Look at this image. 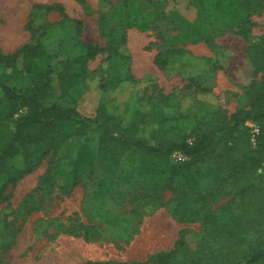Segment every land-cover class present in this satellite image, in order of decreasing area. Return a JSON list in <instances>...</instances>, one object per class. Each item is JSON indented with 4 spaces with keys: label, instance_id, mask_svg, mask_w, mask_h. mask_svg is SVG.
Here are the masks:
<instances>
[{
    "label": "rangeland",
    "instance_id": "rangeland-1",
    "mask_svg": "<svg viewBox=\"0 0 264 264\" xmlns=\"http://www.w3.org/2000/svg\"><path fill=\"white\" fill-rule=\"evenodd\" d=\"M47 5L54 7L47 10ZM108 6L106 0H0V49L13 53L26 43L39 41L53 57L58 102L66 105L71 98L83 114L92 117L100 118L105 110L123 125L136 116L139 133L145 137L162 116L189 132L191 121L202 109H220L230 115L248 107V86L264 80L249 55V48L258 45L264 35V8L252 14L247 35L228 28L224 21L218 23L214 39L221 52L216 55L204 41L193 42L176 27L178 19L169 11L177 10L180 18L194 20L197 8L189 0H174L165 7L170 17L160 23L161 29L156 19L147 29L128 28L127 40L119 47L122 62H109L105 53L99 52L86 64L75 90L67 86L73 94H65L67 89L63 90L59 77L66 71L65 62L82 53V43L106 46L101 14L110 19L109 24L124 18L120 6ZM153 10L149 8L147 15L152 16ZM75 19L83 21L80 30ZM173 46L184 50L180 56L184 62L160 68L156 55ZM78 68L79 63L73 71ZM126 74L133 80L116 83L117 76ZM99 132L90 129L84 136L67 140L30 174L9 185L8 197L0 201V264H85L89 260L157 264L152 256L174 249L181 235L190 242L199 240L201 220L189 212L184 218L174 215L175 197L180 194L197 208L218 186L217 178L228 173H215L211 162L200 163L192 168L194 179L178 178L171 188L169 164L187 159L185 156L175 152L169 159H161L131 150L121 156L104 184L99 183L102 174L97 169L84 174L82 182L72 188L67 174L69 158L81 143L96 151ZM21 161L18 156L12 167ZM48 171L53 187L45 180ZM3 178L0 174V184ZM261 179L264 184L262 174ZM229 189L227 185L225 192L212 199V211L234 204L236 198ZM110 218H119V223L109 225ZM73 228L77 234L69 232ZM85 231L89 232L88 240ZM250 238L261 240L264 234Z\"/></svg>",
    "mask_w": 264,
    "mask_h": 264
},
{
    "label": "trees",
    "instance_id": "trees-1",
    "mask_svg": "<svg viewBox=\"0 0 264 264\" xmlns=\"http://www.w3.org/2000/svg\"><path fill=\"white\" fill-rule=\"evenodd\" d=\"M171 1L174 0H118L116 3L106 0L110 8L120 6L124 18L118 24H109L110 19L101 14L102 35L108 38L106 46L82 43V53L65 62L66 71L59 73L61 86L68 91L64 93L73 94L68 88L75 90L86 64L99 52H104L109 62H122L119 47L127 40L128 28L147 29L152 19H156L161 29L160 23L175 16L176 27L184 30L191 41H204L218 55L221 46L214 39L217 24L224 21L228 28L247 35L252 14L264 8V0H189L197 8V14L194 20H188L180 18L177 10L169 11L168 16L165 7ZM53 7L47 5L46 9ZM149 8L154 9L152 16L147 15ZM74 21L80 30L83 21ZM183 52L182 48L169 47L160 51L155 61L162 69L175 67L184 62L180 57ZM249 55L256 72L264 74V35L258 45L249 48ZM52 58L39 41L26 43L13 53L0 49V174L4 175L0 201L8 197L6 191L10 184L30 174L54 149L96 129L100 131L96 151L87 143H81L76 146L75 155L69 158L67 174L71 176L72 188L82 182L84 174L95 173L97 169L102 174L99 183L104 184L113 175L121 156L131 150L161 159H169L175 152L185 156L187 159L169 164L167 179L171 188L178 178L194 179L196 172L192 168L200 163L211 162L215 173H228L226 177L217 178L218 186L202 198L197 208L190 206L180 194L175 197L172 213L184 218L189 212L191 217L200 219L202 233L195 242L181 235L174 249L152 256L157 264H264V238H250L256 233L264 234V184L259 174L260 168L264 170V80L253 81L248 86V107L230 115L220 109H202L191 121L189 132L162 116L150 136L145 137L139 133L136 116L123 125L105 110L100 118L92 117L83 114L72 104L71 98L66 105L58 102ZM78 63V71L74 72ZM132 80L131 74L116 77L118 84ZM249 121L258 125L257 133L252 132ZM18 156L22 158L21 164L12 167ZM49 175L48 171L45 180H50L53 187L55 182ZM227 185L236 198L234 204L220 212L212 211L209 207L212 199L225 192ZM107 223L116 226L119 218H110ZM69 232L77 234L74 228ZM88 233H84L87 240ZM85 264L146 263L89 260Z\"/></svg>",
    "mask_w": 264,
    "mask_h": 264
},
{
    "label": "built area",
    "instance_id": "built-area-1",
    "mask_svg": "<svg viewBox=\"0 0 264 264\" xmlns=\"http://www.w3.org/2000/svg\"><path fill=\"white\" fill-rule=\"evenodd\" d=\"M247 124L251 127L253 133H257L259 131V127L256 123L249 121ZM259 174H262L264 178V170L262 168L259 169Z\"/></svg>",
    "mask_w": 264,
    "mask_h": 264
}]
</instances>
